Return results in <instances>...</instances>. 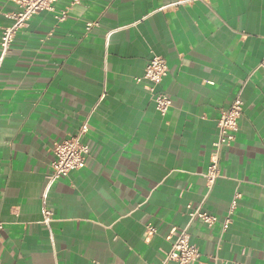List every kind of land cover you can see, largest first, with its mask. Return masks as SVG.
<instances>
[{"label": "crops", "instance_id": "0c3cea01", "mask_svg": "<svg viewBox=\"0 0 264 264\" xmlns=\"http://www.w3.org/2000/svg\"><path fill=\"white\" fill-rule=\"evenodd\" d=\"M54 6L0 48V264H160L188 204L217 216L190 224V264H264V0ZM16 9L0 0V32ZM153 54L169 66L165 115L137 81ZM239 92L236 140L208 191L218 119ZM84 121L86 166L48 188L54 144Z\"/></svg>", "mask_w": 264, "mask_h": 264}, {"label": "built area", "instance_id": "2783aa9c", "mask_svg": "<svg viewBox=\"0 0 264 264\" xmlns=\"http://www.w3.org/2000/svg\"><path fill=\"white\" fill-rule=\"evenodd\" d=\"M17 6V9L9 14L8 18L13 20L9 26L2 28L0 32V48L2 56H5L11 51V46L15 40L17 32L24 27L27 22L41 10L55 11V2L57 0H9ZM80 0H73V3ZM68 17L67 10H62L57 18L65 20ZM97 24L96 22L87 23V28ZM258 68L264 70V57L260 61ZM169 73L167 59L161 55L153 54L149 59L144 73L137 78L138 82L147 80L149 85L147 90L151 93V97L155 102L157 110L162 115H165L173 104V99L169 92L159 89L164 78ZM243 112L242 94L236 96L232 104L221 111V116L218 119V136L213 142L215 152L212 155L211 162L206 173V181L208 191H210L216 180L220 177V159L225 148H229L236 140V132L238 131V120ZM89 131V124L84 121L77 132L69 138L56 142L53 147L54 158L51 161V173L48 176V188L59 178L69 175L72 170L81 169L86 166L87 158L91 154L90 145L84 140V137ZM240 193L235 192L231 206L230 214L235 210L237 199ZM189 222L180 229L173 239L171 247L165 252L160 264H190L196 262L201 251L195 242L192 241V236L189 232L190 224L195 219H200L208 225H212L217 216L202 209V206L193 207L188 204ZM53 212L49 209L45 210V222L52 220ZM230 216H227L224 221V230L230 224ZM4 228V222L0 220V230ZM151 233L156 232V227L149 225Z\"/></svg>", "mask_w": 264, "mask_h": 264}]
</instances>
